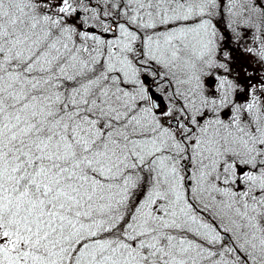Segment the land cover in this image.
Returning <instances> with one entry per match:
<instances>
[{"label":"snow or ice","instance_id":"6c2138e0","mask_svg":"<svg viewBox=\"0 0 264 264\" xmlns=\"http://www.w3.org/2000/svg\"><path fill=\"white\" fill-rule=\"evenodd\" d=\"M244 53L264 0H0V264H264Z\"/></svg>","mask_w":264,"mask_h":264},{"label":"rangeland","instance_id":"374dc122","mask_svg":"<svg viewBox=\"0 0 264 264\" xmlns=\"http://www.w3.org/2000/svg\"><path fill=\"white\" fill-rule=\"evenodd\" d=\"M232 38V39H231ZM235 36L232 35L230 30H226V38L223 43L228 44L230 48H236ZM251 43V37H249L248 42ZM239 59V56H238ZM242 63H246L250 69L257 70L260 75H264V67H261L260 63L256 61L255 57L244 53V59L241 61ZM239 66V65H238Z\"/></svg>","mask_w":264,"mask_h":264},{"label":"flooded vegetation","instance_id":"af4514ba","mask_svg":"<svg viewBox=\"0 0 264 264\" xmlns=\"http://www.w3.org/2000/svg\"><path fill=\"white\" fill-rule=\"evenodd\" d=\"M223 27V26H222ZM225 37H226V31H225Z\"/></svg>","mask_w":264,"mask_h":264}]
</instances>
